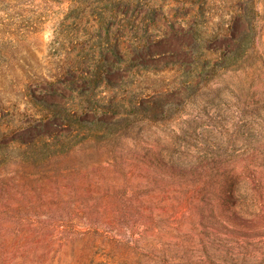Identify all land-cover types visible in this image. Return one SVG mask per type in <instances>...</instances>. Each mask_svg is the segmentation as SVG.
Masks as SVG:
<instances>
[{"label":"rangeland","instance_id":"374dc122","mask_svg":"<svg viewBox=\"0 0 264 264\" xmlns=\"http://www.w3.org/2000/svg\"><path fill=\"white\" fill-rule=\"evenodd\" d=\"M0 264H264V0H0Z\"/></svg>","mask_w":264,"mask_h":264},{"label":"trees","instance_id":"16d2710c","mask_svg":"<svg viewBox=\"0 0 264 264\" xmlns=\"http://www.w3.org/2000/svg\"><path fill=\"white\" fill-rule=\"evenodd\" d=\"M104 108H106V106H104ZM83 128H85V127L83 126V124H81L80 129H78L73 135L74 139H75L74 144H76L78 146V149L68 146V148L66 150H61L62 154H60V156H62V160H63V163L65 162V164H64L65 166H68L69 164H71V167L83 166V165L89 164L93 161L100 160L99 158H101V157H95L94 151L91 149L89 150L88 149L89 146H87V145H89L92 142L95 145L100 144L101 141H103V138H101L103 136H97V135L91 134L88 131L89 129H86V128L83 129ZM67 134L71 135L72 132H66L65 140L59 139L61 144L63 142V144L65 143L67 145H70L68 142L71 139L66 140L68 137V136H66ZM112 143L108 142L106 144L107 148L105 149V151L107 150V152L109 154L112 152L113 155H107L106 154V156L102 157V158H107V159H109L110 157L117 158L116 155H114L115 150L113 149ZM45 144L54 145V143H52L48 140L45 141ZM73 159L75 161H73ZM208 164H209V162H206V165H208Z\"/></svg>","mask_w":264,"mask_h":264}]
</instances>
